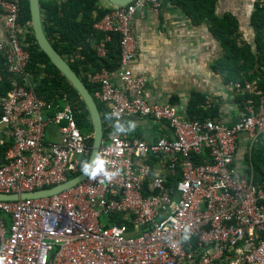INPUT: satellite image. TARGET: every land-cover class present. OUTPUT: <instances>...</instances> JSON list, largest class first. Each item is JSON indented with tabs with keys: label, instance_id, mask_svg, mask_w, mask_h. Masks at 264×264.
Returning a JSON list of instances; mask_svg holds the SVG:
<instances>
[{
	"label": "built area",
	"instance_id": "1",
	"mask_svg": "<svg viewBox=\"0 0 264 264\" xmlns=\"http://www.w3.org/2000/svg\"><path fill=\"white\" fill-rule=\"evenodd\" d=\"M161 1L103 3L109 10L94 28L119 35L120 65L88 80L111 122L151 118L167 122L172 136L151 142L109 132L76 186L50 197L0 200L10 221L0 216V264H264V187L234 165L240 136L250 150L264 135V97L258 104L248 99L232 126L149 102L147 78L133 69V21L146 8L159 12ZM0 10L7 35L0 56L12 76L0 96V146L11 142L0 150V194L35 192L80 172L89 136L69 102L57 105L20 83L29 60L17 24L20 0H0ZM108 40L98 55H106ZM231 85L241 94L256 89L247 81ZM202 153L209 162H196ZM117 214L124 223L113 222Z\"/></svg>",
	"mask_w": 264,
	"mask_h": 264
},
{
	"label": "trees",
	"instance_id": "2",
	"mask_svg": "<svg viewBox=\"0 0 264 264\" xmlns=\"http://www.w3.org/2000/svg\"><path fill=\"white\" fill-rule=\"evenodd\" d=\"M192 19L193 23H206L213 38L223 50L222 57L216 62L214 70L226 74L228 82L243 83L256 80L254 92L238 93V102L244 106L248 99L258 104L264 97V0H256L251 15V26L254 31L255 48L248 44H240L238 22L231 15L218 17L216 4L218 0H173ZM18 26L23 29L22 45L29 52L26 73L19 77L20 83L32 88L35 94L59 105L66 100L76 113L78 127L82 134L89 136L88 146L92 145L93 125L89 111L65 75L50 60L48 55L38 46L31 27V16L28 0H20ZM42 23L45 34L51 44L70 63L72 68L84 81L90 92L95 94V86L89 82L90 74L107 68L113 70L120 65V37L116 33L106 34L95 30L94 24L107 12L101 0H40ZM110 40L104 43L106 55L97 53L106 36ZM12 86V76L3 64L0 56V96L5 95ZM98 109L103 119L105 136L111 132V119L104 104L97 100ZM189 119L215 120L214 108L205 106V98L195 93L188 109ZM245 153L246 170L241 173H253L254 179L264 187V135ZM263 140V143L261 141ZM11 144L7 141L0 150ZM236 155V154H235ZM89 154L82 159L81 170L86 167ZM207 153L195 157L197 163L209 162ZM235 165V164H234ZM74 174L68 179L78 175ZM173 182L175 179L170 178ZM0 216L8 226L9 217L3 213ZM113 222L124 223L123 216H113Z\"/></svg>",
	"mask_w": 264,
	"mask_h": 264
},
{
	"label": "crops",
	"instance_id": "3",
	"mask_svg": "<svg viewBox=\"0 0 264 264\" xmlns=\"http://www.w3.org/2000/svg\"><path fill=\"white\" fill-rule=\"evenodd\" d=\"M101 0V3H106ZM256 0H218V17L231 15L236 19L240 44L255 48L251 15ZM159 12L146 8L144 16L133 21V32L139 40L133 69L147 78L145 97L151 103L175 106L186 118L194 94L205 98V106L213 107L215 120L232 126L244 113L238 102V93L227 81L226 74L214 70L223 50L213 38L206 23L195 24L173 0H162ZM7 38L0 10V43ZM120 85L119 81H116ZM254 88L256 80L251 82ZM111 132L127 137H141L156 141L164 135L172 136L167 122L151 118H128L110 122ZM263 143V140L261 141ZM247 137L239 138L235 166L241 173L246 170ZM138 163L141 161L138 159Z\"/></svg>",
	"mask_w": 264,
	"mask_h": 264
},
{
	"label": "water",
	"instance_id": "4",
	"mask_svg": "<svg viewBox=\"0 0 264 264\" xmlns=\"http://www.w3.org/2000/svg\"><path fill=\"white\" fill-rule=\"evenodd\" d=\"M109 4L122 7L130 4L134 0H106ZM29 12L31 16V27L35 37V40L40 46V48L48 55L50 60L56 65V67L65 75V77L70 81L73 87L77 90L78 94L84 101L92 121L93 125V135H92V145L90 147L89 159L86 167L76 176L68 179L67 181L55 185L53 187L38 190L35 192H25V193H15V194H0L1 201H17L25 198H44L56 195L65 190H68L83 180L89 175L92 170L99 147L104 138V125L101 113L98 109V104L90 92L89 88L86 86L81 77L72 68L70 63L58 52V50L51 44L48 40L42 23L40 0H28Z\"/></svg>",
	"mask_w": 264,
	"mask_h": 264
}]
</instances>
